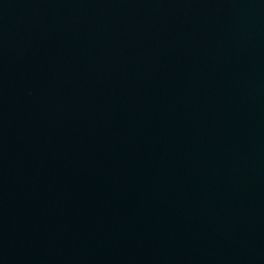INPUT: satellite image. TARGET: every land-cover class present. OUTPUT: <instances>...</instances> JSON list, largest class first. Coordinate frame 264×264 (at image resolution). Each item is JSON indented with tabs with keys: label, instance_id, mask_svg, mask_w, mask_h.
Here are the masks:
<instances>
[{
	"label": "water",
	"instance_id": "water-1",
	"mask_svg": "<svg viewBox=\"0 0 264 264\" xmlns=\"http://www.w3.org/2000/svg\"><path fill=\"white\" fill-rule=\"evenodd\" d=\"M0 264H264V0H0Z\"/></svg>",
	"mask_w": 264,
	"mask_h": 264
}]
</instances>
